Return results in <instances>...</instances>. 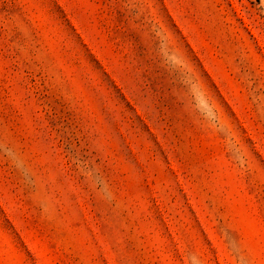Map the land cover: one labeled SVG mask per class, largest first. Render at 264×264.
Instances as JSON below:
<instances>
[{
	"label": "rangeland",
	"instance_id": "374dc122",
	"mask_svg": "<svg viewBox=\"0 0 264 264\" xmlns=\"http://www.w3.org/2000/svg\"><path fill=\"white\" fill-rule=\"evenodd\" d=\"M0 264H264V0H0Z\"/></svg>",
	"mask_w": 264,
	"mask_h": 264
}]
</instances>
